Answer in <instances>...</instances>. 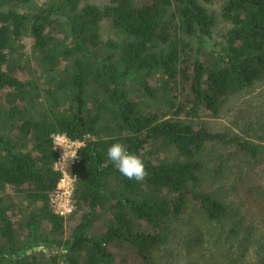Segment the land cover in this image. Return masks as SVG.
<instances>
[{
	"label": "trees",
	"instance_id": "1",
	"mask_svg": "<svg viewBox=\"0 0 264 264\" xmlns=\"http://www.w3.org/2000/svg\"><path fill=\"white\" fill-rule=\"evenodd\" d=\"M221 2L214 40L202 0H0V264H264V98L196 124L264 80V0ZM52 132L84 142L69 216Z\"/></svg>",
	"mask_w": 264,
	"mask_h": 264
},
{
	"label": "rangeland",
	"instance_id": "2",
	"mask_svg": "<svg viewBox=\"0 0 264 264\" xmlns=\"http://www.w3.org/2000/svg\"><path fill=\"white\" fill-rule=\"evenodd\" d=\"M86 1V0H85ZM89 2H96L99 4H103L108 0H87ZM205 5H207L210 9L214 10L218 23L214 29V40L220 39L222 35L230 28V23L225 21L222 17L221 13V0H202ZM103 36L104 37H114L113 33L106 27H103ZM25 44V43H24ZM209 48L212 47V41L209 43ZM27 46L24 47L23 50H27ZM264 98V80L256 81L254 84L247 90L243 91L241 94H238L232 98H230L223 106L221 113L217 117H210L206 114L197 117L196 124L205 125L210 131L218 132L223 130V128L230 123L235 110L245 102H253L256 103L260 99ZM77 219L68 220L65 226V237H68L72 231V228L76 224ZM42 248V246L38 247Z\"/></svg>",
	"mask_w": 264,
	"mask_h": 264
},
{
	"label": "clouds",
	"instance_id": "3",
	"mask_svg": "<svg viewBox=\"0 0 264 264\" xmlns=\"http://www.w3.org/2000/svg\"><path fill=\"white\" fill-rule=\"evenodd\" d=\"M50 138L53 142V151L61 150V156L59 160L55 161L53 170H56L57 166H59L62 172L68 174L67 169L78 158L79 152L76 144L67 137L66 133L62 132H52L50 133ZM107 157L120 174L129 180L142 182L148 175L143 158L130 152L121 142L113 143L107 149Z\"/></svg>",
	"mask_w": 264,
	"mask_h": 264
},
{
	"label": "built area",
	"instance_id": "4",
	"mask_svg": "<svg viewBox=\"0 0 264 264\" xmlns=\"http://www.w3.org/2000/svg\"><path fill=\"white\" fill-rule=\"evenodd\" d=\"M67 137L70 138L68 135ZM70 139L75 142L77 150H79V147L84 143L83 141L72 138ZM56 152L58 153L57 160H59L61 156V150L57 149ZM78 160L79 154L78 158L67 169L69 175L62 172L59 166L56 168L61 172V176L56 184V187L51 191L49 198L54 211L63 216L71 215L76 209L74 191L77 175L74 171V165L78 162Z\"/></svg>",
	"mask_w": 264,
	"mask_h": 264
},
{
	"label": "water",
	"instance_id": "5",
	"mask_svg": "<svg viewBox=\"0 0 264 264\" xmlns=\"http://www.w3.org/2000/svg\"><path fill=\"white\" fill-rule=\"evenodd\" d=\"M38 249V247L37 246H34V250H37ZM45 250L46 251H48V248H45ZM57 249L56 248H54V251H56ZM27 252H30V250H27Z\"/></svg>",
	"mask_w": 264,
	"mask_h": 264
}]
</instances>
